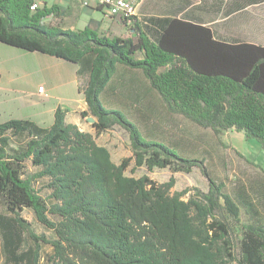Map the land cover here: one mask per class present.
Segmentation results:
<instances>
[{
    "label": "trees",
    "instance_id": "obj_1",
    "mask_svg": "<svg viewBox=\"0 0 264 264\" xmlns=\"http://www.w3.org/2000/svg\"><path fill=\"white\" fill-rule=\"evenodd\" d=\"M35 1L0 0V42L74 64L89 106L82 116H94L96 134L122 126L133 155L115 163L61 107L51 124L0 122V203L8 213H0V237L9 258L18 264H264V223L241 220L242 208L250 213L253 207L249 196L229 192L204 159L146 138L123 110L102 99L121 65L139 69L170 112L216 134L244 132L264 148V47L224 44L210 29L178 18L167 28L155 21L163 29L156 32L143 14L122 19L125 35L73 30L46 24L62 11L57 5L32 10ZM132 160L149 171L199 167L209 188H194L184 199L172 194L173 182L126 174ZM28 163L36 170L28 172ZM41 180L48 200L35 188ZM25 208L53 238L33 230L21 215ZM232 223L241 226L239 238ZM27 238L34 245L24 249ZM43 244L51 248L45 255Z\"/></svg>",
    "mask_w": 264,
    "mask_h": 264
},
{
    "label": "crops",
    "instance_id": "obj_2",
    "mask_svg": "<svg viewBox=\"0 0 264 264\" xmlns=\"http://www.w3.org/2000/svg\"><path fill=\"white\" fill-rule=\"evenodd\" d=\"M36 1L40 6H59L63 23L75 22L77 29L89 26L104 33L116 24L108 19L95 22L92 14L103 11L100 8H85L76 0ZM139 14L154 21L150 28L156 32L163 29L155 21H163L167 28L172 19L178 18L210 29L213 39L224 44L264 47V0H143L139 5ZM83 82L84 78L77 74V67L72 63L50 54L26 51L0 42V122L29 118L51 124L56 108L65 106L74 108L77 120H81V112L89 108L81 91ZM40 86L44 87L43 92L39 91ZM118 86L120 91L114 92ZM140 89L153 90L141 70L121 65L102 93V99L107 106L108 99H115L116 102H112L114 105H131L135 99L142 100ZM92 131L96 133L93 126ZM104 133L97 135L101 137ZM132 155L131 148L128 157ZM131 164L134 166V160Z\"/></svg>",
    "mask_w": 264,
    "mask_h": 264
},
{
    "label": "rangeland",
    "instance_id": "obj_3",
    "mask_svg": "<svg viewBox=\"0 0 264 264\" xmlns=\"http://www.w3.org/2000/svg\"><path fill=\"white\" fill-rule=\"evenodd\" d=\"M139 5L137 8L138 15H140ZM90 17L88 20H90ZM92 17L95 22H102L105 19L116 22L115 26H111L108 32L102 33L98 31L99 34L115 36L125 35L129 32L128 27L123 25L122 19L124 18L121 16L108 18L104 16L103 12L98 11L93 13ZM46 24H61L62 26L64 25V28L73 30L83 28L77 29L75 22L63 23V16L61 18L49 17ZM140 91L142 90L140 89ZM140 93L141 96L143 95L142 100L139 98L135 99L131 105H114L112 102H116L115 99H108L107 104L111 108L123 110L139 126L146 138L164 142L174 147L182 155L204 159L211 175L216 180L224 182L229 192L234 195L244 192L251 199L253 207L250 213H247L244 207L242 208V222L260 220L264 223V148L258 141L254 137H248L245 133L236 130H227L216 134L212 129L200 127L181 114L170 112L159 93L154 89L150 92L144 89ZM62 109L66 111V120L69 123L77 125L81 131L93 134L99 145L108 148L115 163L118 164L122 158L129 156L131 136L122 126L116 124L100 137L92 131V123L96 120L94 116L89 114L88 117H82L81 120H77L78 114L74 108L65 106ZM90 117L94 120H90ZM28 166V172L36 170L30 163H28ZM126 174L134 177L148 175L160 184L173 182L172 194L183 193L184 199H188L189 195L194 192V188H200L204 191L209 188L208 179L199 167H194L190 172H175L169 167H156L153 171H149L146 166L134 168L130 164ZM34 185L48 200L50 190L47 187V182L45 180H41L40 183L34 181ZM0 213L8 214L1 203ZM21 215L30 222L37 234H44L50 238L54 237V232L38 221L31 208L23 209ZM51 218L57 219L53 215H51ZM232 226L239 238L242 234L241 226L234 223H232ZM30 245L32 246L34 243L27 238L24 249ZM50 250L49 245L43 244L41 254L45 255ZM0 264H18L16 261L11 260L5 252L1 237ZM231 264L238 263L232 262Z\"/></svg>",
    "mask_w": 264,
    "mask_h": 264
},
{
    "label": "built area",
    "instance_id": "obj_4",
    "mask_svg": "<svg viewBox=\"0 0 264 264\" xmlns=\"http://www.w3.org/2000/svg\"><path fill=\"white\" fill-rule=\"evenodd\" d=\"M85 8H100L108 18L121 16L131 18L138 16L137 8L141 0H76ZM40 4L35 1L31 9L36 10ZM44 87L40 86L39 91L43 92Z\"/></svg>",
    "mask_w": 264,
    "mask_h": 264
},
{
    "label": "water",
    "instance_id": "obj_5",
    "mask_svg": "<svg viewBox=\"0 0 264 264\" xmlns=\"http://www.w3.org/2000/svg\"><path fill=\"white\" fill-rule=\"evenodd\" d=\"M90 120H94L92 117L89 118Z\"/></svg>",
    "mask_w": 264,
    "mask_h": 264
}]
</instances>
